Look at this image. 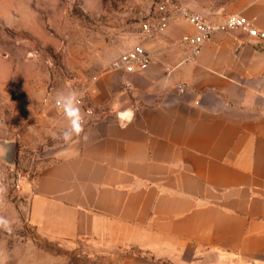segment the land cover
Masks as SVG:
<instances>
[{"label": "crops", "instance_id": "crops-1", "mask_svg": "<svg viewBox=\"0 0 264 264\" xmlns=\"http://www.w3.org/2000/svg\"><path fill=\"white\" fill-rule=\"evenodd\" d=\"M188 5L264 31V0ZM195 32L172 13L163 33L139 32L146 68L104 75L82 136L24 187L40 233L126 249L122 264H264V38L218 31L189 59Z\"/></svg>", "mask_w": 264, "mask_h": 264}, {"label": "rangeland", "instance_id": "rangeland-1", "mask_svg": "<svg viewBox=\"0 0 264 264\" xmlns=\"http://www.w3.org/2000/svg\"><path fill=\"white\" fill-rule=\"evenodd\" d=\"M194 1L0 0V216L8 221L0 226V264H122L126 249L44 236L29 222L23 190L65 141L57 95L75 89L95 111L104 75L157 6Z\"/></svg>", "mask_w": 264, "mask_h": 264}, {"label": "built area", "instance_id": "built-area-1", "mask_svg": "<svg viewBox=\"0 0 264 264\" xmlns=\"http://www.w3.org/2000/svg\"><path fill=\"white\" fill-rule=\"evenodd\" d=\"M176 12L196 28L194 34H184L181 40L190 50L189 59L196 58L200 53L202 44L206 40L212 38L218 31L242 28L253 36L264 38V31L258 29L245 15L231 13L221 22H214L207 19L203 13L193 11L186 6L174 2H161L157 6V14L143 23L142 32L145 35H158L163 33L168 26L169 17L172 13ZM152 60V53L148 51L141 42H137L121 54L118 65L129 72H134L146 68ZM129 84L130 83H127V86H129ZM179 89L183 91L184 87L180 86ZM55 106L59 109L56 103ZM79 106L83 109L85 124L93 117L94 109L81 97H79ZM17 185L19 186V184Z\"/></svg>", "mask_w": 264, "mask_h": 264}, {"label": "clouds", "instance_id": "clouds-1", "mask_svg": "<svg viewBox=\"0 0 264 264\" xmlns=\"http://www.w3.org/2000/svg\"><path fill=\"white\" fill-rule=\"evenodd\" d=\"M79 97L80 93L75 89L57 95L56 104L67 120V127L62 133V138L66 142L71 141L74 136L80 138L84 133V117L79 107ZM82 138L88 139L87 135H83ZM0 192H3L2 187H0ZM7 225L8 221L0 216V226Z\"/></svg>", "mask_w": 264, "mask_h": 264}]
</instances>
